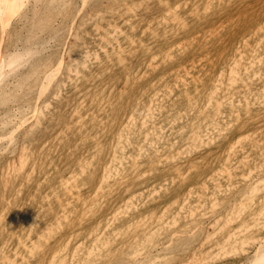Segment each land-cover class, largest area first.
Here are the masks:
<instances>
[{"label":"rangeland","instance_id":"rangeland-1","mask_svg":"<svg viewBox=\"0 0 264 264\" xmlns=\"http://www.w3.org/2000/svg\"><path fill=\"white\" fill-rule=\"evenodd\" d=\"M0 68V264H264V0H25Z\"/></svg>","mask_w":264,"mask_h":264},{"label":"bare ground","instance_id":"bare-ground-1","mask_svg":"<svg viewBox=\"0 0 264 264\" xmlns=\"http://www.w3.org/2000/svg\"><path fill=\"white\" fill-rule=\"evenodd\" d=\"M24 1L25 0H0V22L6 23L10 15L17 13L21 9ZM3 78L2 69L0 68V82Z\"/></svg>","mask_w":264,"mask_h":264}]
</instances>
